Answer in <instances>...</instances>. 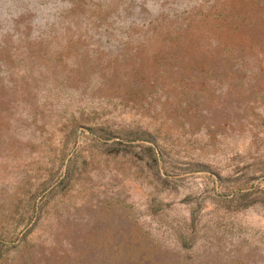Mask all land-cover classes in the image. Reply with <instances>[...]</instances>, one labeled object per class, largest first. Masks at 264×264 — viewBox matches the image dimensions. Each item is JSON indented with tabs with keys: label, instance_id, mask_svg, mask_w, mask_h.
Segmentation results:
<instances>
[{
	"label": "rangeland",
	"instance_id": "1",
	"mask_svg": "<svg viewBox=\"0 0 264 264\" xmlns=\"http://www.w3.org/2000/svg\"><path fill=\"white\" fill-rule=\"evenodd\" d=\"M0 264H264V0H0Z\"/></svg>",
	"mask_w": 264,
	"mask_h": 264
}]
</instances>
